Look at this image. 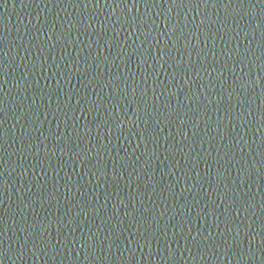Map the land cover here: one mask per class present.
I'll list each match as a JSON object with an SVG mask.
<instances>
[{"label":"water","instance_id":"obj_1","mask_svg":"<svg viewBox=\"0 0 264 264\" xmlns=\"http://www.w3.org/2000/svg\"><path fill=\"white\" fill-rule=\"evenodd\" d=\"M0 264H264V0H0Z\"/></svg>","mask_w":264,"mask_h":264}]
</instances>
